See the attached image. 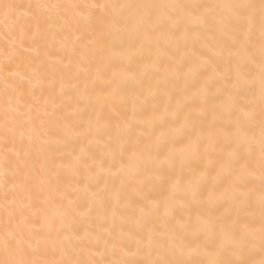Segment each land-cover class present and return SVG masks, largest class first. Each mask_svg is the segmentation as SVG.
Returning <instances> with one entry per match:
<instances>
[{
  "label": "snow or ice",
  "instance_id": "obj_1",
  "mask_svg": "<svg viewBox=\"0 0 264 264\" xmlns=\"http://www.w3.org/2000/svg\"><path fill=\"white\" fill-rule=\"evenodd\" d=\"M0 9V264H264V0ZM26 39L78 57L30 102L17 93L37 73L8 67ZM134 58L136 70L125 66ZM130 81L138 91L126 94ZM85 140L107 149L111 186L100 188ZM81 169L86 211L65 179ZM154 178L162 200L140 187ZM78 221L89 222L83 235Z\"/></svg>",
  "mask_w": 264,
  "mask_h": 264
},
{
  "label": "bare ground",
  "instance_id": "obj_2",
  "mask_svg": "<svg viewBox=\"0 0 264 264\" xmlns=\"http://www.w3.org/2000/svg\"><path fill=\"white\" fill-rule=\"evenodd\" d=\"M37 0H0V4L3 3H15V4H23L27 5L30 3H36ZM45 2L55 3V2H61V3H104L107 2V0H45ZM112 2H115V0H112ZM208 2H211V0H208ZM14 17L16 19L20 18V13H14ZM3 21V10L0 9V62H3L4 55H5V33L6 28L4 26ZM12 21H9L11 23ZM27 27V25H25ZM32 31L35 32V26H32ZM72 40H75L76 36L74 34H69ZM20 33L19 30H17V37L19 38ZM26 47L30 50H26L22 52V55L20 57H17L14 63L8 65V67L11 70H16L17 68L24 72L26 71L29 75L32 73H37V77L33 80L31 85H28L26 82L22 86V88L18 91L17 95L22 94V100L25 102H30L31 94L32 92L35 93V96L37 97H47L52 94V89L49 87L50 81L55 78L57 81H59V77L62 72H67L68 69L65 67L69 64V60H72L73 62V68L72 71H75V62L78 59L77 56H73L71 53V45L69 44L67 49L63 48V44L61 41H57L55 46L51 44V42H44L40 41L39 45L33 44L31 40L26 39L24 41ZM140 61L139 58H134L130 65H128L127 62H125L126 67H131L133 70H136L138 68ZM99 85H97V90H99ZM134 90L138 91V87L136 86L134 81H130L127 83L124 91L126 94H131ZM56 91H59V88L57 87ZM258 91V84L255 89L251 93H247L248 99L252 98L253 93ZM3 92V84L0 82V118H2L3 115V109L6 104V100L2 94ZM240 103H246L245 96L240 97ZM130 108V106H129ZM24 111L26 112V107L24 108ZM259 111V105L257 104V112ZM26 119V117H25ZM0 123H2V119H0ZM108 139L107 136L104 137V141L106 142ZM85 147L89 151V158H88V164L93 166V171L95 174L100 175L102 178L100 180V188H103L105 180H107L109 186H111L113 182V177L111 173L109 172V169L113 165V161L110 157L106 155L107 149L104 147L103 142L101 143H93L89 144L87 140L84 141ZM18 148L20 147L19 140L17 141ZM80 141L77 139L74 142H70L68 145V151H71L73 147L75 148V151H80ZM8 149L12 148L11 140H9ZM6 151L4 142L2 138H0V154H3ZM8 155L10 158L14 161L15 155L12 152H8ZM115 168H119V163L117 162L115 164ZM12 177H9V180L11 181ZM67 181H70L72 183L73 188H79V192L77 193V196L79 197L78 202L84 206V210H87L88 202L91 196L90 190L86 188L87 181L85 179V172L83 169H81L79 175L76 176H68L65 178ZM117 186L119 185V179H116ZM158 184V181L154 178L153 181H151L149 184L140 186L143 188V191L151 195L155 200H162L165 195L168 194L167 192V185H165L163 193L161 192V189L159 187H153V185ZM11 186V184L9 185ZM139 186V185H138ZM93 188H95V185H93ZM98 190V189H97ZM89 222H77L75 225L76 228L80 231L81 235H83L85 227H88ZM92 227L95 228V221H92Z\"/></svg>",
  "mask_w": 264,
  "mask_h": 264
}]
</instances>
